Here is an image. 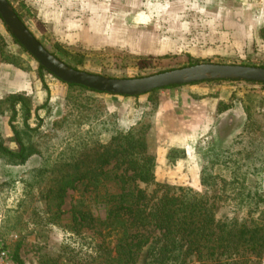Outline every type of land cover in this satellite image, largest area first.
Wrapping results in <instances>:
<instances>
[{
    "label": "rangeland",
    "instance_id": "obj_1",
    "mask_svg": "<svg viewBox=\"0 0 264 264\" xmlns=\"http://www.w3.org/2000/svg\"><path fill=\"white\" fill-rule=\"evenodd\" d=\"M105 1L106 12L100 10L98 14H107L109 22L115 25L114 34L108 44L93 39L89 47H64L67 44L59 43L56 29L43 21L38 12L29 9L23 0L11 3L47 49L67 63L73 61L64 55V50L85 54V61L78 68L92 73L134 78L199 63L264 67V0ZM172 14L178 17H170ZM220 14L227 33L224 44L214 41ZM166 29L174 33L165 32ZM0 35L6 42V54L12 59L20 56L16 65L2 61L0 54V98L14 93L9 83L17 72L25 71L33 75L32 92H26L33 98V106L45 104L30 121L32 127L39 124L38 130L25 135L26 141L34 142L41 154L33 155L25 164H12L0 158V246L7 248L13 264H55V259L61 262L69 256L62 252L67 244L78 250L83 247L84 252L89 249L81 245L80 238L64 230L69 213L62 214V221L57 223V199L49 196V188L56 184L60 174L53 167L72 156L82 142L107 143L118 131L138 123L145 125L147 152L156 155L158 162L156 178L140 180L149 196L157 198L168 189L179 194H203L213 206L217 220L264 225L261 84L207 80L140 96L82 90L69 86L46 69L41 71L40 63L14 41L1 16ZM164 39L176 44L179 50L158 54L156 46ZM190 48L198 52L194 50L193 55ZM204 52L207 54L202 55ZM189 86L205 89L189 91ZM167 94L172 99L179 97L180 103L192 99L191 111L203 114L201 127L187 132L183 146L173 136L190 125V117L179 106L162 114ZM234 101L243 107V116L226 114L228 109L219 111L227 105L234 106ZM15 123L23 126L21 118ZM0 137L11 148L18 149L8 112L0 114ZM171 142L177 145L172 146ZM67 146L71 148L66 150ZM212 152H219V157ZM214 158L221 163L211 166ZM228 159L230 162H224ZM205 164L209 167V179L203 185L199 174ZM73 185L65 197V210L82 193L79 184ZM242 255L228 256L224 264H232L235 258H239L237 264H264V250ZM144 256L145 252L138 264H148Z\"/></svg>",
    "mask_w": 264,
    "mask_h": 264
},
{
    "label": "trees",
    "instance_id": "obj_2",
    "mask_svg": "<svg viewBox=\"0 0 264 264\" xmlns=\"http://www.w3.org/2000/svg\"><path fill=\"white\" fill-rule=\"evenodd\" d=\"M5 45L0 35L2 61L19 65L20 56L10 58ZM63 53L78 65L85 61V54L79 51L64 50ZM39 69L45 70L40 64ZM250 83L261 84L264 89L262 83ZM67 84L99 92L80 84ZM157 90L160 89L153 91ZM32 101L26 92H14L0 98V114L9 113V125L18 145V149H13L0 137V158L9 163L25 164L33 155L41 154L34 142L25 139L29 132L38 130L39 124L32 127L30 121L45 106H33ZM232 106L227 105L219 111ZM244 109L249 118L248 107ZM18 118L22 119V127L15 123ZM144 126L138 123L128 130H120L107 143L82 142L72 156L54 165L60 177L49 188V196L57 199L56 212L60 219L57 223L62 221V214L69 213L63 224L64 230L80 238L81 245L89 248L84 252L83 247L78 250L64 245L62 252L69 256L61 262L55 259V264H138L144 252L148 264H224L228 256L264 250V225L217 220L213 206L203 194H179L168 189L157 198L148 195L140 180H154L158 162L156 155L147 152ZM66 148L69 150L71 146ZM212 153L215 157L220 155L219 152ZM224 162H230V159ZM217 163L221 162L214 158L211 166ZM207 168L205 164L199 174L203 185L209 179ZM73 184H79L82 193L79 199L71 201L70 209L65 210V197ZM85 193H89L88 197ZM238 262L239 258H235L232 264Z\"/></svg>",
    "mask_w": 264,
    "mask_h": 264
},
{
    "label": "water",
    "instance_id": "obj_3",
    "mask_svg": "<svg viewBox=\"0 0 264 264\" xmlns=\"http://www.w3.org/2000/svg\"><path fill=\"white\" fill-rule=\"evenodd\" d=\"M0 15L12 35L48 72L66 83L115 95L140 96L172 85H188L202 81L240 80L264 84V67L199 63L148 76L119 78L76 68L47 49L19 17L9 0H0Z\"/></svg>",
    "mask_w": 264,
    "mask_h": 264
},
{
    "label": "crops",
    "instance_id": "obj_4",
    "mask_svg": "<svg viewBox=\"0 0 264 264\" xmlns=\"http://www.w3.org/2000/svg\"><path fill=\"white\" fill-rule=\"evenodd\" d=\"M27 7L32 9V11H36L39 13L40 18L43 21L47 22L48 25L55 28L58 35V41L64 47L71 46H84L89 47L90 43L95 39L97 42L102 43V45L108 44L110 41V35H113L114 23L109 22L107 14H98L100 10H107V2L105 0H23ZM170 17H178L177 14L170 15ZM218 27L216 32L214 33V41L218 44H224L226 41L227 33L226 27L223 18H221V14L218 16ZM222 19V20H221ZM175 22H172V25ZM164 26V25H163ZM179 26L178 25H175ZM171 27V26H170ZM168 28V27H166ZM32 30V29H31ZM170 29H166L165 32H169ZM256 32V31H255ZM176 33V32H175ZM191 33V32H188ZM165 35V33H164ZM163 35V36H164ZM253 36V34H252ZM94 42V41H93ZM71 45V46H70ZM135 45V44H134ZM136 46V45H135ZM158 49V54L165 55L170 52H176L179 50V47L173 42H169L168 40H161L160 44L156 46ZM135 50V49H134ZM137 50V49H136ZM194 50L198 52L197 49L190 48L188 49L194 55ZM72 52V50H69ZM209 51V50H208ZM207 52H204L202 55H206ZM200 55V54H198ZM76 68H78V64L75 62L68 63ZM32 74H28L25 71L17 72L15 78L9 83V87L14 90V92L24 91L27 93L32 92ZM190 85V84H188ZM191 87V86H189ZM205 86H199L196 88H189V91H200ZM229 88V87H228ZM181 93H183L180 90ZM168 97L165 98L164 104L162 103L161 110L163 112L167 111L171 107H178L180 110L185 112L187 116L190 118L187 120L190 125H186L185 129L180 130L177 135L173 136L175 141H178L180 145H185V139L187 132L197 130L201 127L203 120L201 119V113L191 111L193 101H182L180 103L179 97L171 98L170 94H167ZM234 106L228 109L226 114L232 113L233 115H237L241 117L245 114L243 107L239 104V101H234ZM181 105V106H180ZM189 111V112H188ZM172 146H176V142H171Z\"/></svg>",
    "mask_w": 264,
    "mask_h": 264
},
{
    "label": "built area",
    "instance_id": "obj_5",
    "mask_svg": "<svg viewBox=\"0 0 264 264\" xmlns=\"http://www.w3.org/2000/svg\"><path fill=\"white\" fill-rule=\"evenodd\" d=\"M0 264H13L7 248L0 246Z\"/></svg>",
    "mask_w": 264,
    "mask_h": 264
}]
</instances>
